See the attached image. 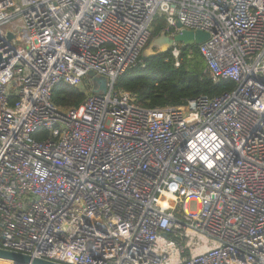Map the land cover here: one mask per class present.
Wrapping results in <instances>:
<instances>
[{"label":"built area","instance_id":"built-area-1","mask_svg":"<svg viewBox=\"0 0 264 264\" xmlns=\"http://www.w3.org/2000/svg\"><path fill=\"white\" fill-rule=\"evenodd\" d=\"M157 15L172 34L208 32L206 71L235 88L156 108L115 91ZM60 83L84 102L57 105ZM0 248L63 264H264V0H0Z\"/></svg>","mask_w":264,"mask_h":264},{"label":"trees","instance_id":"trees-1","mask_svg":"<svg viewBox=\"0 0 264 264\" xmlns=\"http://www.w3.org/2000/svg\"><path fill=\"white\" fill-rule=\"evenodd\" d=\"M175 28L167 29L163 15H157L151 24L149 46L163 34L169 36ZM180 66H175L170 50L140 56L136 66L126 70L115 82V91H125L143 107H165L185 104L201 95L215 97L235 88L229 79L215 82L206 71V63L199 46L183 47ZM83 90L63 83L57 84L52 93L53 101L61 107L78 106L84 102Z\"/></svg>","mask_w":264,"mask_h":264},{"label":"water","instance_id":"water-1","mask_svg":"<svg viewBox=\"0 0 264 264\" xmlns=\"http://www.w3.org/2000/svg\"><path fill=\"white\" fill-rule=\"evenodd\" d=\"M181 27V23H177ZM210 34L203 30H187L182 29L180 32L171 34L169 36L163 34L159 38H155L150 44L152 53L158 50L159 52H167L170 48L180 43L183 47L199 46L201 43L209 38ZM89 78L93 83V92L96 94H105L108 91V79L102 75H95L93 72L89 73ZM167 234H165L166 236ZM0 258L12 261L14 264H63L44 258H34L29 254L14 252L4 248H0Z\"/></svg>","mask_w":264,"mask_h":264},{"label":"rangeland","instance_id":"rangeland-1","mask_svg":"<svg viewBox=\"0 0 264 264\" xmlns=\"http://www.w3.org/2000/svg\"><path fill=\"white\" fill-rule=\"evenodd\" d=\"M158 38H159V37H158ZM150 46H151V45L145 47V49H144V51H143V54H144L145 56H147L148 54L152 53V50H151Z\"/></svg>","mask_w":264,"mask_h":264}]
</instances>
